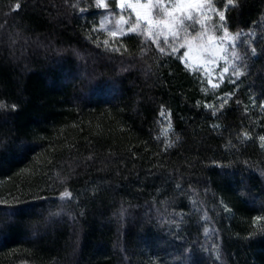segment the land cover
Masks as SVG:
<instances>
[{"label": "trees", "instance_id": "obj_1", "mask_svg": "<svg viewBox=\"0 0 264 264\" xmlns=\"http://www.w3.org/2000/svg\"><path fill=\"white\" fill-rule=\"evenodd\" d=\"M213 4L215 88L96 0H0V264H264V0Z\"/></svg>", "mask_w": 264, "mask_h": 264}, {"label": "snow or ice", "instance_id": "obj_2", "mask_svg": "<svg viewBox=\"0 0 264 264\" xmlns=\"http://www.w3.org/2000/svg\"><path fill=\"white\" fill-rule=\"evenodd\" d=\"M235 0H227V5H233ZM97 5L102 6L104 9L108 8L106 0H96ZM116 5L122 11L127 7L131 9V12L135 14V21L132 22L128 31L130 33L137 32L138 29L141 31L147 30L149 37H152L159 51L163 53L165 51L164 47H161L160 40L156 39L159 36H164V42L167 43L168 37H171L176 46L172 47V52L175 53L177 48L187 47L190 51L193 47L197 48L202 52L211 53V64L215 65L217 60L224 61V67L220 72V76L224 73H228L231 68L232 76H242L241 65L235 61H240L242 56L237 51L233 50L229 53V49L225 47L227 42L232 48L236 47L235 36H233L228 27H226L227 17L225 12L220 8H217L213 4V0H116ZM17 8L20 7L19 4L16 5ZM205 13H218L219 24L215 21L209 24L208 21L212 20L211 15H206ZM201 17L198 21L199 30L194 28L196 23V18ZM119 22L128 23L123 16L119 18ZM144 25V28H141ZM219 31L223 33L222 36H216L215 33ZM117 33L113 31L111 35L115 36ZM236 35H239L238 33ZM115 50V49H114ZM256 48L251 47V54H256ZM188 53H185L187 56ZM208 64V60L203 61ZM230 65V67H229ZM208 75V72L205 73ZM208 84H212L213 88L218 87V85L213 84L212 80L207 81ZM231 95V93H229ZM264 107V105H261ZM3 101H0V108H6ZM13 110L17 109V104L13 103L10 105ZM221 108L224 107L222 103ZM163 116L164 113L161 112ZM172 125L169 124L168 128L171 129ZM167 135V131L165 132ZM247 136L248 134L245 133ZM179 139V136L176 138ZM260 141H264V136L259 137ZM264 147V144H261ZM72 193L65 189V191L60 193V197H71ZM0 203H4L0 201ZM25 211L23 209H17L16 212L19 213ZM52 215L58 213H50ZM257 221L264 219V217L257 216L255 218Z\"/></svg>", "mask_w": 264, "mask_h": 264}, {"label": "rangeland", "instance_id": "obj_3", "mask_svg": "<svg viewBox=\"0 0 264 264\" xmlns=\"http://www.w3.org/2000/svg\"><path fill=\"white\" fill-rule=\"evenodd\" d=\"M106 2L108 4L107 9H104L102 6L98 5V7L102 10V17L99 21L98 30L105 35L104 41L106 45L115 46L117 45L118 40L123 35L130 33L128 29L131 26L132 22L135 21V14L132 13L131 9L127 7L122 11L120 8L117 7L116 0H106ZM205 14L212 16V20L207 22L209 26L213 21L219 24L218 13L215 14L205 13ZM121 16H123L124 19L128 21V23L119 22V18ZM200 19L201 17H197L196 23L194 24V28L197 31L199 30L198 21ZM141 28H144V25H141ZM113 31L117 33L115 36L111 35ZM135 33H137L147 41L155 42V40L152 37L148 36L146 29L144 31L138 29L137 32ZM216 36H220V35H216ZM156 39H159L160 42L163 44V46L166 44L169 45L172 44L173 46H176L175 41L171 37H168L167 43L164 42L165 37L163 35L157 37ZM230 46L231 45H229L227 42L225 43V47H227L228 49ZM181 48L182 47L178 48V50H180ZM183 48H184V53L181 57V62L184 65V67H186L191 71L201 72L207 81L211 79L213 84L219 85L221 82L225 80L226 76L229 75L230 71L228 73H224L223 76H220V72L222 71V68L225 66L224 61L217 60L216 64L212 65L210 52H202L195 47H193L191 51L187 47H183ZM185 53H188L187 56H185ZM205 60H208V64H205L203 62ZM206 72H208V75H205ZM210 85L212 86V84Z\"/></svg>", "mask_w": 264, "mask_h": 264}]
</instances>
